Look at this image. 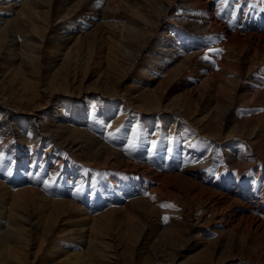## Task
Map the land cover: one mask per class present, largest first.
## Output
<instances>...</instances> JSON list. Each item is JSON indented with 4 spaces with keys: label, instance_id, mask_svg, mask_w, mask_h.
Masks as SVG:
<instances>
[{
    "label": "rangeland",
    "instance_id": "rangeland-1",
    "mask_svg": "<svg viewBox=\"0 0 264 264\" xmlns=\"http://www.w3.org/2000/svg\"><path fill=\"white\" fill-rule=\"evenodd\" d=\"M137 1L141 3V8L146 9V12L151 11L154 17L153 23L148 26L147 39L141 38L136 47H143L154 41L160 22L171 24L175 29L183 26L180 23L184 18V10L181 7H171L168 14L162 17L158 15L153 2L149 5L140 0ZM211 1L214 6L215 2ZM227 1L233 3L230 9H234L239 17L246 15L252 19H264V0ZM23 2L24 0H0V106L9 103L25 118L36 121L43 136L37 137L31 130L24 127L16 128L11 136L0 130V146L6 148L1 143H4L5 137H10L12 140H9L10 144L13 142L18 148L28 150L25 154L27 158L29 150L40 146L41 157L43 155L45 159H48L55 155L56 159L66 166L67 173L70 172L69 169H78L89 180L102 182L116 178L121 181L125 189L117 193L119 202L111 207L113 213L111 217L107 215L105 223L98 220L99 223L96 224L91 220L94 214L99 218L98 212L100 214L104 209L99 207L91 209L90 203L75 201L80 204L82 210L79 215L80 223L78 222L76 226L74 215L67 214L63 220L59 217L58 223L54 222L52 229L51 221H47L50 214H55L52 201L62 198L48 194L51 205L49 201H45L42 207L36 197L29 195L26 210L34 214L35 226L25 230L24 237L19 244H16V248L10 250L0 248V264H110L112 261V264H152L151 262L156 259V257L152 258L154 254L164 256V259L160 258V260L171 261L172 264H248L247 262L264 264V236H255L253 239L250 238L249 244L245 243L246 235L229 232L226 222L223 221V213L218 211L217 206H214L212 202L204 201L200 196L195 197V189H192L189 196L174 190L171 198L157 194L158 191L149 192L150 188L146 189L145 194L144 191L140 192L143 183L139 169L132 166L135 163L128 162L127 166L119 165L116 168L103 165L110 160L107 147L117 144H109V140L101 142V137L98 135L100 132L97 134L95 130L88 128L80 127L82 130H78L74 137L68 136L53 118L56 108L61 109L59 104H56L58 107L52 105L47 98L48 92L53 90L62 94H75L83 102H91L94 113L99 115L98 104L106 99L105 96L117 97L120 101L119 105H122V117L117 129L121 132L125 123L129 124V130L133 131L129 144L139 155L138 160L142 162L146 161L145 152H155L164 144L178 145L180 138L176 135L177 130L170 132V122L175 120L173 118H176L178 122L185 118L186 122L197 130L200 137L205 138L206 144L203 145L206 148L205 154L209 151L211 153L205 169L211 172L214 180H221L222 183L229 185L224 192H230L231 189L237 190L236 195L242 198L244 191L238 188L237 183L246 178L245 183L248 189L256 187V194L264 196V66L259 67L264 57L251 52L242 62L243 66L239 70L217 71L216 69L215 71L216 62L212 56L220 51V46L200 45L197 42L201 39L195 38L192 39L194 45L190 47L193 56L187 60L191 63L188 68L174 77L170 76L171 72L168 71L173 65L164 69L158 66L144 67L143 70L141 67L136 69L139 61L143 63L142 66L148 63L140 58L136 65H133L134 60L130 58L128 61H133L130 68L127 66V58L121 62V54L115 46L118 41V32L116 29L109 32L110 28L112 29L109 26H112L114 22L109 20L110 13L104 9V3H100L97 8L87 7L69 18L61 16L64 14L61 13L64 11L61 9V2L55 3L56 1L52 0L50 12L45 13L46 16L42 13L47 9L31 6L33 13L28 9V5L24 8ZM53 3L59 6H54ZM72 4L68 3V5ZM226 6L227 4L224 3L222 8L224 11ZM35 10H38L42 16L35 13ZM123 10L121 15L126 18L134 17L137 12L133 5ZM212 12L214 15L217 13L216 18L223 22L218 12L213 10ZM22 14L26 20H22L23 17L20 18ZM16 17L18 21L20 20L17 25L24 29L25 33L18 32L17 37L4 32V35H7L6 38L8 37L7 42V39L1 36L4 19L12 20ZM44 19L47 22L42 21ZM39 20L41 21L38 22ZM233 22L234 27L230 29L237 30L240 26L242 31L247 29L255 31V24H253L254 29L250 30L248 25H241L239 19ZM33 23L36 27L34 31ZM14 25L16 24L13 23L10 28H16ZM146 27L141 26V28ZM256 31L264 33V26L257 27ZM22 34L27 35L26 39L29 35L39 39H33L34 41L31 42L32 44L35 42L33 51H30L32 44L27 43L30 41L24 37L21 39ZM77 36H79L81 48L74 46ZM12 37H15V43H10ZM26 43L31 45L28 46ZM31 52L35 55L34 57L31 56ZM12 53H16V56H11ZM66 53H69L70 63L65 57ZM155 58L159 60L158 54ZM232 59L234 62L239 61L238 54L236 53ZM127 67L129 74L122 72ZM248 70H251V73L246 74L245 78H241V75L237 73V71L245 73ZM126 75L133 78H127ZM211 76L212 79L208 80ZM255 89L260 91L254 94ZM155 99L158 101L157 104H161L162 109L156 118H163L165 114H170L173 118L169 121L164 119L159 121L162 130L152 133L149 141L145 142L142 138L146 128L142 127V123L143 119L148 118L153 112L151 110L154 106L150 105V102ZM2 108L0 107V111L3 110ZM50 108L51 112H48ZM227 109L230 113L227 121L223 122L224 112L226 113ZM64 112L59 111V114H65ZM4 114L3 111L0 113V119ZM96 117L100 119L99 116ZM174 128L178 129V125ZM97 141L100 142L99 146L95 145ZM233 145H240L244 149L251 148L255 158L248 161L249 164L240 162V158L233 154L235 153L232 151ZM151 149L154 150L151 151ZM201 153L204 155L202 151ZM153 166L156 167V164ZM47 168L52 170L54 166L49 163ZM171 168V165L167 166V169ZM4 172L11 173L10 167L7 166ZM191 178L199 181L197 178ZM0 180L6 188H0V222L3 220L4 223L8 217L17 218L19 211L23 210L16 206L17 199L14 198L17 189L23 187L15 188L12 184L4 182L1 176ZM135 195L145 198L133 203ZM125 202L130 205V211L124 210ZM110 204L113 205V203ZM105 205L107 210L110 205L108 202H105ZM254 227L251 226V229ZM61 229H66V232H61ZM58 237H62L66 243L80 241L81 237L84 241L79 245L76 243L66 247L61 244L57 247L51 246ZM100 240H104V243H99ZM92 241V244L96 242L101 245L99 248L106 257L99 250L88 248L87 245ZM14 249L18 252L15 253ZM52 249L54 250L51 251ZM254 255L259 257L260 261L254 260Z\"/></svg>",
    "mask_w": 264,
    "mask_h": 264
},
{
    "label": "bare ground",
    "instance_id": "bare-ground-1",
    "mask_svg": "<svg viewBox=\"0 0 264 264\" xmlns=\"http://www.w3.org/2000/svg\"><path fill=\"white\" fill-rule=\"evenodd\" d=\"M54 1H56L55 3L61 2V6H62L61 9L65 11V12L64 11L61 12L64 13L63 15H61L62 17H69V16L72 17L77 15V13L81 12L83 9H87V7H90V9L91 7L97 8L100 5V3H104L105 4L104 9H107L110 13V15L108 16L109 20L114 22L112 26L108 25L109 27H112V29L110 28L109 32H111V30L113 29L117 30L118 41H116L115 46L117 48L118 53L121 54L120 55V57L122 58L121 62H123L124 59L127 58L128 67H130L131 62L133 63V61L130 62L128 61L130 60V58L134 60L133 65H136L135 63L138 62L139 58L145 60L146 63L148 62L144 66H142L143 63L140 61L139 63H137L136 69L141 67L142 70L144 67L150 68V67L158 66L164 69L165 67L167 68L168 66L173 65V67L169 68L168 71L171 72L169 75L174 77L180 71H184L186 68H188L189 63H191L190 61L187 60H189L193 56L190 47L194 45V41L192 39L195 38L201 39L198 40L197 42L200 45L210 46L214 44L216 46H220V51H218V53L216 51H213L216 52L214 56H212L214 58V61L216 62L215 71L216 69L217 71L218 70L222 71L223 69L239 70L243 66L242 62L251 52L254 53V55L260 54L262 57H264V33H260L256 30L249 31V29H247L246 31H242L241 30L242 27L240 26L237 27V30L230 29L231 27H234V22H231L232 20L231 21L229 20V15L227 13L229 7L231 8L233 4L230 1H229V7H227L225 11L223 9L222 12H220L223 3L226 2V0H213V2H215L214 6H212L211 0H177V2L176 0H140L144 4H149V5H151L153 2L156 6V11L158 15L162 17H165L168 14L170 8L173 6L181 7L184 10L183 11L184 18H182L181 19L182 21H180V23L183 24L182 27L178 26L177 28L178 30H177L173 28L174 26L171 24H167V23L165 24V22L164 23L160 22L158 25L159 27L158 31H156V37L154 41L152 43L150 42L145 44L143 47L141 46L136 47V45L138 42H140L141 38L147 39L149 35L148 26H150L153 23L154 14L151 11L146 12V9L141 8V3H138L137 0H68V1L54 0ZM51 2L52 0H24L23 3H24V8H26V6L28 5V9L32 12L33 9L30 8L36 6H37L36 8H38L39 6L40 8L47 9L45 10L44 13H42L45 15V13L47 14V12L50 10ZM70 2L73 4L68 5V3ZM131 5L136 7L137 12L134 14L135 16L134 17L128 16L126 18L124 15H121V13L124 11L123 9L127 10V8H129ZM54 6H59V5L55 4ZM212 10L214 12L219 13L218 15L221 17V20L223 22H220L216 18L217 13L214 15ZM39 11L41 12V10ZM231 12L236 13L234 9L231 10L230 13ZM35 13H38V15L41 14V13L39 14L38 10H35ZM21 17H23V19ZM24 17H25L24 14L20 16L22 20H26V18L24 19ZM17 21H18V17L12 20L4 19L3 22L4 28L2 27L3 30L1 35L3 39L4 37L6 38L7 36L6 34L4 35V32L13 35L16 34L18 35V32L25 33V30L24 29L22 30V28L19 25H17L19 24L20 20L18 21V23ZM40 21L41 20H39L38 22ZM42 21L47 22V20L45 19ZM13 23L16 24L14 25V27L16 28L12 27L13 29H11L10 27ZM239 23H241V25L244 24L242 21ZM44 25H48V24H44ZM35 26L39 28L37 24H35ZM141 26H147V27L141 28ZM33 27H34V23H33ZM41 27L43 26L41 25ZM33 29H36V27L32 28V30ZM39 30L41 29L39 28ZM23 34L21 39H24L27 36ZM27 39L28 41H30L27 43H31L34 40H39L36 36L32 37L30 35L27 37ZM15 41H16L15 37H12L10 39V43L13 42L15 43ZM23 43L25 44V42ZM34 43L33 44L31 43L32 49L31 50L29 49L30 51L34 50ZM79 43L81 42H79V36H77L74 41V46L79 48L80 47ZM31 44H27V45L30 46ZM27 45H26V49L29 48ZM87 52H89V50H87ZM27 53L28 52H26V54ZM236 53L238 54L239 61L236 60V62H234L232 58L235 57ZM30 54L33 57L35 56L32 52ZM156 54H158L159 60L155 58ZM11 56L13 57L16 56V53H12ZM65 57H67V59L70 58L69 53H66ZM68 61H69L68 63H70L71 60L68 59ZM261 61L262 62L261 64L259 63L260 64L259 67L264 66V59H262ZM30 63L32 64V62ZM153 63H155V65H151ZM33 65L35 64L33 63ZM128 67L126 69L127 71L123 70L122 72H124L125 74L126 73L129 74ZM33 69H36V67H33ZM251 70H248V72L244 71L245 73H243L242 71H237V73L240 74L242 78L246 74L250 75ZM129 77L133 78L132 76L128 75L127 78ZM210 79H212V76L208 80ZM111 91H113V89H111ZM258 91L260 90L255 89L253 93L255 94ZM232 97L235 98V96ZM47 98L49 99V102L52 103V105L59 104V107L61 109L56 108V111L53 112L54 113L53 118L57 123H59L58 125L62 129H64V131H66L68 136L74 137V135L77 133L78 130H82L81 128H88L91 130H95V133L97 134L100 132L98 135L99 137H101L100 139L101 142L109 140L110 141L109 144L110 143H113V145L114 143L117 144L115 146L107 147V149H109L110 160L109 162L103 163V165L106 164L105 166L116 168L119 165L127 166L128 162L135 163L132 166L135 167V169H139V175L143 179V180L141 179L143 186L140 192L144 191L145 194L147 191L146 189L150 188L149 192L158 191L157 194L164 195L166 196V198L169 197L171 198L173 196L174 190H178L181 194L183 195L185 194L186 196H189L192 193L191 192L192 189H195V192L193 190L195 197L200 196L202 200L207 201L209 203L212 202L214 206H217V210L223 213L222 215L223 221L226 222V227L229 228V232L232 231L236 235H246L244 237V240H246L245 243L249 244L250 238L253 239L255 236H260V237L264 236V196H258L256 194V187H252L251 190L248 189V186L245 183L246 178H243L237 184L238 188H242L244 191L242 192L243 194L242 198H239L236 195L238 193L237 190L231 189L230 192H224V190L227 187H229V185L222 183L221 180H214L211 172L205 169L206 168L205 164H207V160L211 158L210 151L205 154L206 148L203 146L206 144L204 140L205 138L200 137L197 130H195V128L189 125L186 122L185 118H182L180 120L181 122H178L176 118L171 117L172 115L170 114H165L163 118H156L160 115V112L162 111L161 104H157L158 103L157 99L150 102V105L154 106L153 109L151 110L153 112L148 116V118L145 117L143 119L142 127L146 128V131L144 130L145 135L144 133H142L144 135L142 140L147 142L149 141V138L152 135V133H158L159 129L162 130V126L160 125L159 121L163 119L169 121L172 118L175 120H172L170 122L171 124L170 132L177 130L176 135L179 136L180 139L178 145L176 146L175 145L170 146V144H164L163 146H160L159 149H157L155 152H149V153L145 152L146 157L144 158L146 161L142 162L138 160L139 155H137L136 151H134L129 144L131 135L133 133V131L129 130L128 127L129 124L125 123L124 128H122L121 132L118 131L117 129V127L119 126V120L122 117L121 115L122 105H119L120 101L118 100L117 97L106 95L105 96L106 99L98 104V107L100 109L99 115L94 113L93 107L91 106L92 105L91 102L89 103L83 102L82 99L75 94H71V93L62 94L56 92V90H53V92H48ZM0 107L1 108L3 107L2 111L3 113H5L2 119H0V130L2 131V133L11 136V134H13L16 128L24 127V129L31 130L34 133V135H36L37 137L43 136V132H41V129H38V124L36 123V121L34 122V120L25 118V116L20 114L19 111L17 112L16 110H14L11 104L5 103L2 104ZM2 111H0V113ZM59 111L60 112L65 111L64 112L65 114H59ZM48 112H51V108L48 110ZM229 113L230 110L228 109L226 113L224 112L223 122L227 121ZM96 116H99L100 119H98ZM151 117L156 119L153 120V118ZM99 120H101L102 122H100ZM176 121L178 124L176 123ZM176 125H178V129L174 128ZM163 132L165 133V131ZM113 133L114 135L112 136ZM9 140L10 137L9 138L5 137L3 139L4 143H1L5 145L6 148L0 146V168H2L0 170L1 173L0 176L2 177L4 182H8L12 184L15 188L23 187L17 189L18 191H16L14 194V198L17 199L16 206L18 208H22L23 210L19 211L17 218L10 219L8 217V220H5L4 223L3 220L0 222V248L2 249L9 248V250L12 248H16L17 246L16 244H19L22 238L24 237L23 233L25 232V230L29 228H33V226H35L34 214L26 210L29 203V199H28L29 195L36 197L38 201H40L42 207L44 204L43 202L45 201L50 202L48 194H53L56 196L58 195L59 197L62 198V199L60 198L61 200L52 201L53 205L55 206L54 210L53 209L52 210L55 212V214L53 215L50 214L47 220L49 222L51 221L50 222L51 229L54 225V222L58 223L59 217L60 219L63 220L65 215L67 214L74 215L75 225L79 222V219L81 217V216L79 217V215L82 213V210L80 208L81 207L80 204L75 201L88 202L90 203L91 209L97 207H99L100 209L101 208L104 209V211L101 212L100 214L98 212L99 218H97L95 214H94L95 217L92 215L93 217L91 218V220H93V222L96 224L99 223L98 220L104 222V220L107 218V215L111 217V213H113V211H111L112 209L111 207H113L116 202H119L117 199V195H118L117 193L120 190L125 189L124 186L121 185V181H118L116 178H110L109 180H105L104 182L89 180L78 169L76 170L69 169L70 172L67 173L65 169L66 166L62 164V161H58L55 155L54 157H49L48 159H45L43 155L41 157V149L39 148L40 146L33 148L32 150H29L30 153L28 154V158H27V155L25 154L28 150L18 148L13 142L11 143L13 145H11L9 143ZM70 142H72V140ZM95 145L99 146L100 142L95 143ZM47 149H49L48 146ZM233 149L232 151H235V153L233 154L236 155L238 158H240V162H245L249 164L248 161L255 158L254 154L252 153L253 150L251 151V148L244 149L240 145L238 146L233 145ZM152 150L154 149H151V151ZM200 150L203 152L204 155H202ZM129 158H132L134 160H130ZM203 158L205 159L201 160ZM99 162L102 163L101 161ZM49 163L54 166L52 170H48L47 168V165ZM155 164L156 167L153 166ZM169 165L172 166L171 169H167V166ZM7 166L10 167L11 173L4 172ZM191 177L197 178L199 179V181L193 180ZM179 182L180 183L184 182L185 184H180ZM156 183L157 185H153ZM3 184H4L3 182L0 183V188L6 189L4 187L5 184L4 185ZM102 186L105 189L102 188ZM62 188L64 189V191ZM66 192L68 193L65 194ZM66 195L67 197L65 198L68 199L64 198V196ZM135 197L136 198L133 199L135 201L132 200L133 203L136 201H141L145 198L142 196L141 198L140 196L138 197L136 195ZM94 201L96 202L93 204ZM105 202H108L110 205L108 206L107 210H105L106 207ZM127 202H125V205L123 207L125 208L124 210L130 211L131 207L129 204H127ZM110 203H113V205H111ZM116 209L117 208L115 207V210ZM251 226H255L254 229H251ZM61 232L63 233L66 232V229H61ZM62 237H58L57 240L53 242V245L51 246L57 247L59 244H61L64 247H66L67 245H73L76 243L79 245V243H82V241H84L83 238L81 237L80 241L75 240L71 243H66L62 239ZM101 242L104 243V240L99 241V243ZM92 243L93 241L87 245L88 248H90L91 250H99L101 254L104 255V253L99 248V246L101 247V245H99V243L96 242L94 243L95 245ZM53 250L54 249H52L51 251ZM14 252L16 253L18 251H15L14 249ZM104 256L106 257V255ZM155 257L157 260L154 259V261L151 262L152 264H172L171 261H165L166 262L165 263L163 260H160V258L164 259V256L154 254L152 258ZM254 260L260 261V258L255 257ZM112 263L113 261L110 262V264ZM247 263L251 264L250 262Z\"/></svg>",
    "mask_w": 264,
    "mask_h": 264
},
{
    "label": "crops",
    "instance_id": "crops-1",
    "mask_svg": "<svg viewBox=\"0 0 264 264\" xmlns=\"http://www.w3.org/2000/svg\"><path fill=\"white\" fill-rule=\"evenodd\" d=\"M225 4H227V6H226V8L227 7H229V3H228V1L226 0V2H224ZM224 3H223V5H222V7H221V10H220V12H222V8L224 7ZM252 6H255L254 4H252ZM257 6V5H256ZM229 11V12H228ZM227 11V13H228V15H229V20L231 21V22H233V21H235V20H237V19H239L240 21H242L244 24H247L248 26H249V28H250V30L251 29H254L255 28V30H256V28L257 27H262V26H264V19H259L258 20V18H255V19H252L251 17H248V16H246V15H243V16H241V17H239V16H237V14L236 13H233V12H231L230 13V11H231V9H230V7H229V10ZM239 13H241V11L239 12ZM232 16V17H231ZM232 18V19H231ZM247 22H249V23H247ZM253 24H255V27L253 28ZM238 184V183H237Z\"/></svg>",
    "mask_w": 264,
    "mask_h": 264
}]
</instances>
